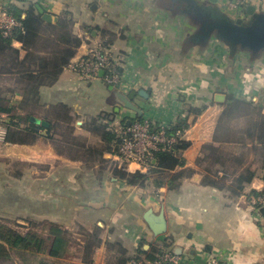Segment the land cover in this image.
<instances>
[{
  "label": "crops",
  "instance_id": "0c3cea01",
  "mask_svg": "<svg viewBox=\"0 0 264 264\" xmlns=\"http://www.w3.org/2000/svg\"><path fill=\"white\" fill-rule=\"evenodd\" d=\"M196 1L233 21L242 17L244 23L251 18L245 12L247 6L253 7L254 13L264 12V0H244L235 8L229 4L237 0ZM0 5L15 6L21 11V18L25 17L26 8L33 6L40 15H50L52 25L61 17L70 19L73 34L82 41L70 62L100 37L109 38L134 73L133 80L122 88L107 86L105 91L91 84H79L66 66L52 85L38 90L36 109L41 114L31 117L45 122V127L38 125L50 128L52 138L41 130L33 144H15L19 147V160L27 167L33 163L34 167L27 177L15 180L21 191L19 200H25L19 215L60 227L68 233L70 242L77 236L76 247L81 249L73 258H67L69 248L60 258L46 255L42 264H126L128 250L151 259L161 249L177 251L181 264H205L213 257L221 264H264V206L248 202L251 196H264V147L255 134L251 138L246 135L250 120L256 122L260 118L257 114L232 120L224 117L230 99L248 104L264 117V53L252 55L233 50L215 38L205 44H193L190 37L197 27L183 13L186 3L181 0H0ZM11 48L18 51V61H23L27 53L21 44L14 41ZM34 53L46 56L48 50L37 48ZM17 63L0 60L2 98L20 97ZM122 72L124 77L123 69ZM139 90L149 91L148 99L135 96L132 101L142 111L140 118L123 107L118 95L126 99L130 92ZM216 95H222L224 101H216ZM98 112H116L112 122L117 125L142 118L186 124L181 141L189 146L167 161L170 167L163 174L183 170L194 173L183 177L177 190L155 185L154 180L160 179L157 174H149L153 167L147 172L136 165L125 167L128 173L140 171L145 175V187L135 182L127 184L111 173L107 175L109 167L121 169L115 145L87 128L86 134L94 138V147L89 146V139L74 145L68 136L64 141L59 138V124H73L76 115L97 119L94 115ZM16 113L28 114L25 109ZM238 121L246 123V127L237 126ZM101 123L109 124L105 120ZM25 127L22 124L19 130ZM209 146L215 151L205 150ZM179 160L183 161L182 167L176 165ZM90 163L92 168L88 167ZM40 166L41 170L36 171ZM172 166L173 170H169ZM248 168L254 170L253 179L237 195L202 183L204 176L216 175L224 178L228 186ZM31 200L37 203L27 205ZM148 209L155 214L163 210L165 234L154 236L149 230L143 220ZM97 215L101 219L92 221ZM79 230L81 235L77 234ZM92 239L97 243L86 257L84 248ZM158 239L166 246H160Z\"/></svg>",
  "mask_w": 264,
  "mask_h": 264
},
{
  "label": "trees",
  "instance_id": "16d2710c",
  "mask_svg": "<svg viewBox=\"0 0 264 264\" xmlns=\"http://www.w3.org/2000/svg\"><path fill=\"white\" fill-rule=\"evenodd\" d=\"M24 14L25 17L21 18L22 13L18 10L15 13L16 18L13 16L20 24V29H17L14 32L13 40L19 42L21 44V49L27 53L23 61H18V51L11 48V40L3 39L0 36V60H8V56H3L8 52L11 54L8 61L18 62L15 65L20 66L15 67V69L18 68L16 72L21 78L19 99H6L0 97V117L5 116L7 120V122L3 123L7 129L5 143L10 144H33L41 130H46L48 138H52V135H50V128L44 129L41 126L30 122L29 119L32 116V113H28L25 116H19L17 115L16 110L25 109L38 103L39 88L50 86L57 80L63 68H65L71 59L74 58L77 49L82 43L81 39L73 34V23L67 17L59 18L58 21L52 25L46 23L42 19V15H40L33 6L27 7ZM41 42L48 44L41 45ZM37 48L48 50V54L46 56L35 54L34 51ZM8 53H6V55ZM257 112L258 111L255 108H252L242 101L230 99L224 117L226 120H232L234 118H245L257 114L260 119L256 122L250 120L246 135L248 138H251L255 134L258 143L264 147V117ZM103 116L91 121V124L87 129L88 131L95 133L106 143L115 145L118 142L116 134L110 133V131L107 130L108 124L99 121H108L107 117H105V115ZM179 123L172 127L169 131L170 134L177 131L182 132L184 128H186V124ZM22 124L26 127L25 129L19 130L20 125ZM188 146V143L181 141L171 151L154 155L151 167L156 170L155 173L160 179L155 181V185H166L168 190H177L180 180L183 177L191 176L194 173L193 170H183L168 174V176H164L163 174V170H168V168H166L169 166L167 161L174 158L175 154L186 150ZM205 150L209 152L215 151V149L210 146L206 147ZM261 158L264 163V150ZM176 165L182 167L183 161L179 160L176 162ZM173 168L174 166L169 170H173ZM112 171L115 177L125 180L127 184L133 183V179L135 178H140L142 180L147 179L145 175H141L139 172L133 174L128 173L124 167H121V169L114 168ZM209 173H211L210 170ZM253 176L254 170L248 168L228 186H226V180L224 178H218L216 175L204 176L202 183L206 186L222 189L227 192L229 191L234 195H237L242 190L244 184L251 182ZM165 179L167 181H165ZM69 242L68 233L58 226L49 225L48 238L45 239L34 234L22 236L11 228L0 225V253L4 252L6 250L5 248H9L19 251L24 250L34 253H44L52 258H60L67 253ZM96 243L97 240L92 239L89 240L87 245H85L84 253L86 257L90 255L91 247ZM86 262L89 261L87 260Z\"/></svg>",
  "mask_w": 264,
  "mask_h": 264
},
{
  "label": "rangeland",
  "instance_id": "374dc122",
  "mask_svg": "<svg viewBox=\"0 0 264 264\" xmlns=\"http://www.w3.org/2000/svg\"><path fill=\"white\" fill-rule=\"evenodd\" d=\"M0 7H4L3 5H0ZM8 13L11 14L12 16L15 17L16 11L19 9L16 8L15 6L11 5L9 8H6ZM16 18V17H15ZM73 26V25H72ZM99 42L103 43L106 48H108L112 54L113 60L118 61V65L121 67V70L123 69L125 71L124 77L122 78V86H125V83L128 81H132L134 78V73L131 72L129 67L126 65L127 63V58L119 51L118 46L114 45L112 41L109 38H99ZM45 42V41H44ZM220 43V42H219ZM41 45L45 44L43 42L40 43ZM46 43L45 45H47ZM118 44V43H117ZM223 44V43H222ZM8 53V52H6ZM6 53L3 56H8V60L11 57V54ZM125 65L127 67H125ZM74 73V76H78L75 72L71 71ZM128 74V75H127ZM126 75V76H125ZM79 84L81 83L82 85L86 86L88 84H91L93 87L107 90L108 87L107 85L105 86L100 79H97L95 81L91 82H83V81H78ZM86 87H91V86H86ZM102 90V91H103ZM99 91V90H98ZM37 104H33V106H30L28 108H25L26 113H32V114H37L40 115V110L36 109ZM94 115V114H93ZM102 115H105L107 117L109 124L107 125L108 130L110 133L115 134V131L118 129L119 126H122L120 124H114L112 122V116L117 115L115 112L113 115L112 114H101L98 112V114L94 115L95 118L99 119L101 118ZM104 117V116H103ZM111 118V119H110ZM133 119V118H132ZM168 120V118H166ZM3 120V121H2ZM92 116L88 115H76V117L73 119V124L71 125H66L65 123L59 124L58 129H59V138L61 141H64V139L70 138L72 139L74 145H80L81 140H88L90 141L89 146L94 147L96 144H94V138L91 135H87L85 131L86 128L91 124V121H93ZM143 120V118H142ZM0 121L2 123L7 122L6 118L0 117ZM101 122V120H99ZM133 121V120H132ZM173 121L167 122V121H161L160 123L164 126H174L175 123H172ZM159 125L157 121L152 122L151 121V126L156 127ZM241 125L240 127H246V123L241 124L240 121L236 124ZM65 131V132H64ZM71 131V132H70ZM75 135V137L71 136ZM58 139V141H60ZM77 148V147H75ZM18 150L19 147L15 144L11 145L10 143H6L0 145V225L3 227L11 228L12 230L18 232L20 235L25 236L27 234H34L38 235L40 237H43L45 239L48 238V229H49V223L47 221H37V220H29L26 218H22L21 215H19V208L23 210V204L25 203V200L22 198L21 199L19 193L21 192L19 187L16 184L17 178H23L27 174L29 175L30 172L33 170V163L28 164L29 166L27 167L25 164L22 163V161L19 160L18 158ZM91 157L92 155V150H90ZM94 165L92 163L89 164V168H92ZM41 167H37L36 171H40ZM104 167H109V165H104ZM93 169H89V171H92ZM156 170L151 169L149 174L153 175ZM26 173V174H25ZM107 175H113L112 167L107 169ZM111 173V174H110ZM86 176V174H85ZM27 177V176H26ZM158 178V176H156ZM147 179H140V178H135L133 179V183L135 182L138 185L141 186H146ZM153 182V181H152ZM155 182V180H154ZM8 185V186H6ZM2 188L5 191L4 194L2 192ZM9 189V190H8ZM44 201V200H43ZM42 202V201H41ZM37 203V202H36ZM32 200L29 201L28 204H36ZM42 204L47 205L48 203L43 202ZM25 206V205H24ZM10 211V213H7L5 211ZM100 217L97 215L96 217L92 218V221L95 219H99ZM101 219V218H100ZM80 220H83L82 218ZM84 226H87L88 224L83 222ZM91 225H94V222H92ZM94 227V226H93ZM81 230H79L77 234L81 235L80 233ZM74 237V236H71ZM77 238V236H76ZM75 238V239H76ZM74 238L71 240V242L68 244L69 246V254L67 258H73L77 251H81V249H78L76 240ZM79 239V238H78ZM157 242L161 245H163V240L158 239ZM48 243V242H47ZM80 245V244H79ZM166 245H163V247ZM6 250L2 253H0V264H42L43 261L47 260V256L44 253H34L31 251H24V250H13L9 248H5ZM85 255V253H84ZM83 255V258H84ZM144 255L141 253H137L133 250H128V255H127V260L133 259V258H141ZM86 259V258H85ZM83 260V259H82Z\"/></svg>",
  "mask_w": 264,
  "mask_h": 264
},
{
  "label": "built area",
  "instance_id": "2783aa9c",
  "mask_svg": "<svg viewBox=\"0 0 264 264\" xmlns=\"http://www.w3.org/2000/svg\"><path fill=\"white\" fill-rule=\"evenodd\" d=\"M243 4L244 0H237L235 4L230 3L229 7L235 8ZM17 29H20L19 22L8 13L6 7H0V36L14 42V32ZM67 68L75 72L80 81L91 82L100 79L112 88L123 87L121 83L123 72L118 61L113 60L110 50L99 41L87 47L78 59L69 62ZM157 123L159 125L152 127L151 120L143 119L118 127L115 131L118 142L115 144L114 153L121 164L120 167L136 165L140 171L147 172L151 168L155 154L171 151L181 142V132L170 134L172 127ZM6 131L5 124L0 123V145L5 144ZM248 202L252 206H264V196H251ZM126 264H181V262L173 250L161 249L152 259L143 256L130 259ZM205 264H221V262L213 257Z\"/></svg>",
  "mask_w": 264,
  "mask_h": 264
},
{
  "label": "water",
  "instance_id": "95a60500",
  "mask_svg": "<svg viewBox=\"0 0 264 264\" xmlns=\"http://www.w3.org/2000/svg\"><path fill=\"white\" fill-rule=\"evenodd\" d=\"M181 1L186 3L183 13L186 14L197 27L195 33L190 37L193 44H205L210 38H215L217 41L227 45L233 50L240 49L252 55L264 53V12L254 13V8L247 6L245 12L251 18L248 22L244 23L242 17L233 21L221 13H217L215 10L205 9L203 7L204 5L199 4L196 0ZM211 1L215 3V0H210V2ZM42 19L48 23L51 22V16L48 14L43 15ZM54 22H56V19H54ZM99 76H101V73H99ZM111 88L112 87H110V89ZM118 95L120 96L119 98L123 100V107L135 112L140 118L142 111L135 107L132 101L135 96L148 99L149 91H132L126 99L122 95ZM215 100L223 102L224 97L222 95H216ZM29 120L34 124H39L43 127L47 126L45 122L34 117H30ZM126 124L128 125L129 122ZM143 220L154 236H160L166 233L167 223L163 210L155 214L151 209H148L143 215ZM175 253H177V251H175Z\"/></svg>",
  "mask_w": 264,
  "mask_h": 264
}]
</instances>
